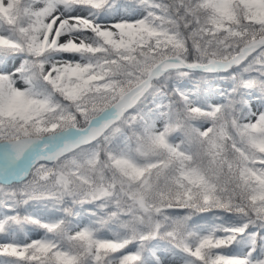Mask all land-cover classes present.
I'll return each instance as SVG.
<instances>
[{
	"label": "snow or ice",
	"instance_id": "snow-or-ice-1",
	"mask_svg": "<svg viewBox=\"0 0 264 264\" xmlns=\"http://www.w3.org/2000/svg\"><path fill=\"white\" fill-rule=\"evenodd\" d=\"M0 264H264V0H0Z\"/></svg>",
	"mask_w": 264,
	"mask_h": 264
},
{
	"label": "rangeland",
	"instance_id": "rangeland-1",
	"mask_svg": "<svg viewBox=\"0 0 264 264\" xmlns=\"http://www.w3.org/2000/svg\"><path fill=\"white\" fill-rule=\"evenodd\" d=\"M35 235V234H34Z\"/></svg>",
	"mask_w": 264,
	"mask_h": 264
}]
</instances>
